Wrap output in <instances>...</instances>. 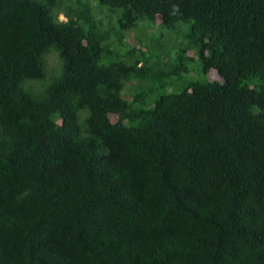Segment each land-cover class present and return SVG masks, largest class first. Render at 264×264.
Here are the masks:
<instances>
[{
    "label": "trees",
    "instance_id": "obj_1",
    "mask_svg": "<svg viewBox=\"0 0 264 264\" xmlns=\"http://www.w3.org/2000/svg\"><path fill=\"white\" fill-rule=\"evenodd\" d=\"M93 2L0 0V264H264V0Z\"/></svg>",
    "mask_w": 264,
    "mask_h": 264
},
{
    "label": "rangeland",
    "instance_id": "obj_2",
    "mask_svg": "<svg viewBox=\"0 0 264 264\" xmlns=\"http://www.w3.org/2000/svg\"><path fill=\"white\" fill-rule=\"evenodd\" d=\"M93 5L95 7V11H96V17L102 19V20H106V23L110 21V19H116L118 17V15L121 13L120 9H114V8H110V7H104L101 6V4H99L98 0H94ZM106 18V19H105ZM61 20H64V16L60 17ZM113 21V20H112ZM136 33H139V27L136 28ZM140 39L144 38V34L140 33L138 36ZM189 54V53H188ZM56 55L52 54V56L49 58L48 61V68L49 69H55L57 68L58 65V60L56 59ZM212 79L217 78V76L215 75V73L211 74ZM114 121L117 120V118L115 116H113Z\"/></svg>",
    "mask_w": 264,
    "mask_h": 264
}]
</instances>
